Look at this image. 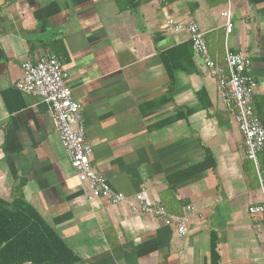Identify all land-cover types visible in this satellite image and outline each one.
Segmentation results:
<instances>
[{
  "label": "crops",
  "instance_id": "crops-1",
  "mask_svg": "<svg viewBox=\"0 0 264 264\" xmlns=\"http://www.w3.org/2000/svg\"><path fill=\"white\" fill-rule=\"evenodd\" d=\"M229 8L226 33L220 13ZM195 23L226 73L224 52L249 57L264 129V0H0V199L21 198L73 254V264H264V146L245 158L230 101L187 33ZM59 57L80 106L91 164L113 191H142L188 228L87 199L48 107L18 91L21 66Z\"/></svg>",
  "mask_w": 264,
  "mask_h": 264
},
{
  "label": "built area",
  "instance_id": "built-area-1",
  "mask_svg": "<svg viewBox=\"0 0 264 264\" xmlns=\"http://www.w3.org/2000/svg\"><path fill=\"white\" fill-rule=\"evenodd\" d=\"M220 15L224 19L225 32H230L232 23L229 8ZM165 27L169 33H187L192 48L203 60L208 76L216 79L218 89L230 101V114L242 136L245 158L256 166L257 154L264 146V129L253 110L256 81L252 75L249 57L241 52L233 53L226 49L224 73L209 57L204 34L195 23L168 18L165 20ZM21 69L22 76L15 83V88L47 105L65 155L78 180L87 186V199L101 198L110 204L125 202L131 211L161 219L165 225L173 224L177 238L184 237L188 228L186 212L191 209L190 206H186L182 215L170 216L158 201L146 200L142 191L133 197L113 191L104 176L94 170L91 164L92 149L85 140L80 106L72 95L68 75L63 70L59 57L52 53L44 54L34 63H23ZM259 193L260 203L250 206L248 212L252 216L260 217L264 222V182L261 180Z\"/></svg>",
  "mask_w": 264,
  "mask_h": 264
},
{
  "label": "trees",
  "instance_id": "trees-1",
  "mask_svg": "<svg viewBox=\"0 0 264 264\" xmlns=\"http://www.w3.org/2000/svg\"><path fill=\"white\" fill-rule=\"evenodd\" d=\"M73 254L21 198L0 199V264H73Z\"/></svg>",
  "mask_w": 264,
  "mask_h": 264
}]
</instances>
